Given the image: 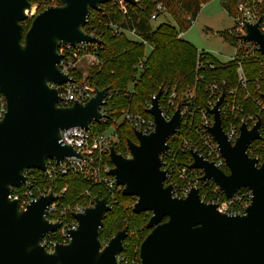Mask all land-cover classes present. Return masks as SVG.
Listing matches in <instances>:
<instances>
[{
	"label": "water",
	"instance_id": "water-1",
	"mask_svg": "<svg viewBox=\"0 0 264 264\" xmlns=\"http://www.w3.org/2000/svg\"><path fill=\"white\" fill-rule=\"evenodd\" d=\"M35 17L25 32L23 23L31 14L32 0H0V94L5 112L0 117V264H120L128 227L118 231L106 246L100 240L104 218L112 210L107 197H96L94 205L74 214L78 222L67 244L53 252L42 246V239L61 228L46 218L47 208L58 195H41L20 209L12 199L14 188L28 181L24 171L47 170V161L58 163L81 157L70 145L60 144L61 133L72 128L91 130L107 115L103 113L109 89H98L87 102L59 106V87L72 83L60 64L65 55L61 46L102 44L86 32L91 11L119 0H60ZM137 5V0H121ZM245 42L259 48L264 56V33L260 21L246 25ZM163 89L147 109L155 120L149 134L134 130L136 142L128 141L129 157L110 146L113 168L108 173L122 194L136 199L134 214L148 213L151 230L140 246L141 264H264V163L251 158L249 145L260 139L261 120L251 129L240 127V137L232 144L224 131L221 105L223 92L210 110L214 124L209 133L217 142L229 173L219 169L191 150L192 169H200L202 181L214 182L227 199L241 189L253 198L243 215L219 211L218 204L206 203L200 189L193 188L186 198L174 196L166 185L168 171L162 156L169 140L182 123V106L167 119L161 106ZM264 99V94L262 95Z\"/></svg>",
	"mask_w": 264,
	"mask_h": 264
},
{
	"label": "trees",
	"instance_id": "trees-1",
	"mask_svg": "<svg viewBox=\"0 0 264 264\" xmlns=\"http://www.w3.org/2000/svg\"><path fill=\"white\" fill-rule=\"evenodd\" d=\"M35 1L47 5H52L53 2V0ZM56 1L61 4L60 0ZM209 1L211 0H139L137 5L123 4L127 9L126 14L122 12V5L118 1H112L101 5V11H91L85 30L100 38L103 43L99 44L97 50L99 65L93 66L86 78L94 91L108 88L110 94L104 106L105 112H109L107 120L94 123L92 128L95 133H106L113 127L121 144L118 145L119 148L114 145L118 153L126 156L129 151L128 141H137L134 126L123 120L124 113L150 116L147 109L150 108L152 98L161 88L163 89L161 106L165 113L167 112L166 100L171 92L183 97L186 91L195 84L197 88L196 105L206 107L210 100L208 85L213 82H225L227 91L238 88V102L246 112L258 114V107L254 105L251 98H246V96L249 89L251 97L260 96L264 92L263 86H258L263 83L260 74V68L264 70V67L260 66L261 62L264 64L262 54H259L260 60L256 68H250L244 62L242 63L247 78V88L243 89L238 87L237 71L241 63L239 60L235 59L228 64H222L210 54H205L200 58V68L197 69L198 50L179 37L192 27L191 20L196 21L203 4ZM253 1L221 0V3L234 18L239 14L238 6L241 3ZM159 6L162 7V11L158 9ZM262 9H264V0ZM262 9L259 10L264 13ZM154 15L156 19L169 16L173 24L164 23L154 28L152 21ZM118 28L135 31L138 37L152 46L153 49L150 50L148 56L145 58L147 47L142 41L124 32L118 36L116 33ZM27 30L28 28L25 32ZM221 36L232 46L239 40L235 34L227 31L221 32ZM62 48L63 46L60 52L63 51ZM144 58V70L139 72L137 67ZM74 73L77 74V72ZM81 77V75L77 76L79 79ZM255 80L258 83L255 84ZM130 83L133 84L132 90ZM253 85L255 86L252 87ZM174 144V140L170 139L169 147H175ZM184 156L190 157V154L179 153L178 159H184ZM106 160L113 166L110 155H106ZM226 173L229 171L226 170ZM175 178V175L170 177L167 184L175 183ZM46 186L56 193H61L66 188L61 199L65 205H88L91 199L107 197L112 210L104 218L100 234L101 242L110 241L114 234L128 227L129 236L124 242L125 249L120 255V264H124V255L130 243L134 245V248L139 247L140 256V246L151 231L146 227L151 215L146 212L133 213L132 206L136 202L135 198L124 196L122 190H117L112 194L102 184H91L84 178L73 176L60 177L47 182ZM213 186L212 183L202 184L201 194L204 196ZM210 198L209 196L206 201H210ZM125 218L129 220L128 225L123 222Z\"/></svg>",
	"mask_w": 264,
	"mask_h": 264
},
{
	"label": "built area",
	"instance_id": "built-area-1",
	"mask_svg": "<svg viewBox=\"0 0 264 264\" xmlns=\"http://www.w3.org/2000/svg\"><path fill=\"white\" fill-rule=\"evenodd\" d=\"M137 1L139 2V0ZM118 3L122 5L121 10L126 14L127 9L123 5L124 2L119 0ZM52 5L57 6L61 4L57 3L56 0H53ZM48 6L50 5L45 3L44 9ZM255 7H257L256 0L253 2L241 3L238 6V11L241 15L234 17V31H236L235 35L239 40L233 47L237 49V53L239 50H247L260 60L259 54L261 53L259 52L258 46L245 42L242 39V36L247 34L246 25L248 23L255 24L260 21V29L264 33V13H261L260 10L257 11ZM158 9L161 11L163 10L161 6H159ZM188 19L191 20V18ZM154 20H156L155 15L152 17V21ZM191 23L194 24V21L191 20ZM123 32L129 34L138 41H142L146 45L149 50H146V58L150 50L153 49L152 46L148 45L146 41L138 37L135 31L121 28L116 30L118 36H121ZM179 37L182 38V34H180ZM98 46V43L79 44L77 48L63 46V51L61 53L65 55V58L62 60L60 68L65 73L70 74L71 78H73V82L58 88L61 97L59 106L69 107L73 105L74 102L85 103L95 95L96 91H94L92 86L87 82V78L78 81L74 72H76L77 69L76 61L80 59V56L86 57L92 64L99 63L97 57ZM205 54L206 53L204 52H198L197 69L200 68V58ZM145 58L137 67L139 72L144 70ZM237 72L238 87L244 89L247 87V78L245 77L241 64H239ZM262 74L264 77V71ZM262 80L264 79L262 78ZM207 90L210 92V100L206 107L196 105V94L188 101L186 100L185 95L179 97L175 92H171L168 96V99L166 100L167 112L165 113L163 110L164 116L167 119H170L178 109L179 105H181L182 123L176 134L171 138L174 140L175 147H169L167 152L162 156L163 169L168 171L167 182L170 177L174 175L176 176L175 173L179 172L178 176L175 178V183H171L175 197L186 198L193 188L200 189L202 184L212 183L214 186L210 191L204 196L201 194L202 200L206 203L218 204L221 213L234 216L243 215L252 202L253 195L251 191L241 189L232 199H227L223 191L214 182H203L201 180L204 175L202 170L191 168V165L194 162L191 150L196 151L205 160L213 162L219 169L225 172L228 170L226 161L221 155L217 142L209 133V128L214 124V118L211 115L210 110L214 108L223 92H225V98L222 102L220 111L223 128L228 140L232 144H235L240 137V127L243 124H246L248 129L251 130L257 122L261 120L260 139L249 145L247 153L251 158L257 159L259 165L264 163V99L262 98L264 92L260 96L251 97L250 94L246 96V98H251L254 104L258 107L259 112L257 115H254L246 112L238 102V88H232L227 91L225 89V82H213L208 85ZM166 93H168L167 90ZM172 106L176 107L173 115H171L172 109L170 110ZM149 107H151V105H149ZM4 112L5 99L0 94V117L3 116ZM103 113L108 117L109 112H105L104 108ZM124 116L125 121H128L135 129L142 131L145 134H149L155 128V120L151 115L144 117L126 112L124 113ZM106 120L107 118L103 119L102 122H105ZM108 137L109 135L107 133H95L93 128L91 130L72 128L63 131L59 143L72 146L77 153L81 154V157L74 156L66 158L60 163L55 160H48L46 171L28 169L24 171V175L28 178V181L23 183L21 187L13 189L11 198L19 201L21 210L26 209L27 205L41 195H47L50 192H53L55 195L59 196V199L47 208L46 213V218L51 223L60 222L62 224L61 228L53 233L47 234L42 239L41 244L48 250V252H53L58 244H67L70 242V232L75 230L78 226V222L73 215L83 213L86 208L94 205L95 200L91 199V202L88 205H65L61 202V199L62 194L66 192V188L61 193H56L46 186L47 182H51L60 177L73 176L84 178L91 184H102L112 194L117 190H122V187L116 185L114 178L108 175L113 168V166H111L106 160V155H109L110 152ZM179 153L184 155L190 154V157L184 156V159H178ZM126 156L129 157V151ZM176 163L179 164L176 165ZM167 182L166 185H169ZM209 196L211 198L210 201L207 202L206 199ZM123 259L124 258H122V260ZM118 260L120 262V256Z\"/></svg>",
	"mask_w": 264,
	"mask_h": 264
},
{
	"label": "rangeland",
	"instance_id": "rangeland-1",
	"mask_svg": "<svg viewBox=\"0 0 264 264\" xmlns=\"http://www.w3.org/2000/svg\"><path fill=\"white\" fill-rule=\"evenodd\" d=\"M256 1H257V7L255 8L257 11H259V9H262L263 0H256ZM32 5L33 8L30 17L28 21L23 24L24 29L27 28L29 29V27L31 26L30 21H32L33 17H35L37 14L43 11L45 6V4H39L35 0H32ZM240 15L241 13H239L237 16ZM164 23L173 24V21L169 16H162L153 21V26L154 28H157L159 25ZM234 27H235V19L223 8L221 0H211L203 4L201 11L196 18V21L187 32L182 34V38L186 42L191 44L194 48H196L198 52H204L206 54H210L222 64H228V62L237 59L241 62L239 64H241L242 68H243L242 65L243 62L250 68L253 67L256 68L258 65V58L255 55H253V53L247 50H239V52L237 53V49L233 47L229 42H227L224 37L221 36V32L224 31L231 32V34H236V31H234ZM147 51L149 50L147 49ZM98 65L99 64H92L91 62H89V59H87L84 56H80V59L76 61V66H77L76 76L81 75L82 77L81 79L76 77L77 80L82 81L83 78H86L90 74V69L93 66H98ZM260 66L263 68L264 64L261 62ZM260 70H261L260 71L261 79L262 78L264 79L262 74L264 70L261 68ZM262 82L263 83H260L258 86L259 87L263 86L264 88V80ZM88 83L91 85L90 82ZM254 83L255 84L258 83L257 80H255ZM132 85H133L132 83H130L129 85L131 90L133 88ZM254 86L255 85H253L252 87ZM250 91L251 90L249 89L247 95L251 94ZM195 94H197V88L196 85L194 84L190 89L186 91L185 93L186 100L187 101L190 100V98H193ZM175 106L174 107L172 106L170 108V110L172 109L171 115H173V113L176 110ZM124 117L125 116H123V120ZM106 133L109 135L108 137L109 148L110 146L116 145L118 147V145H121L117 137L118 135L116 131L113 129V127L110 130H108ZM175 174L177 177L179 172H176ZM123 222L125 225L129 224V220L126 218L123 220ZM115 235L116 234H114L113 237ZM108 242L109 241L107 242L102 241L103 247L106 246ZM124 258H125L124 264H140L141 260L139 256V247L134 248V245L130 243L127 246V252L125 253Z\"/></svg>",
	"mask_w": 264,
	"mask_h": 264
}]
</instances>
